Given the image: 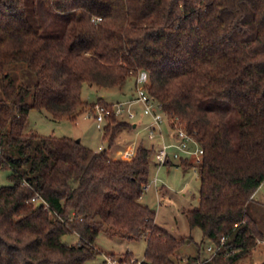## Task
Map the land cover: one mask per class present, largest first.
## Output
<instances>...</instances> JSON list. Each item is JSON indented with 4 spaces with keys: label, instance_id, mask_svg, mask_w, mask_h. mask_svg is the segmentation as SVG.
Returning a JSON list of instances; mask_svg holds the SVG:
<instances>
[{
    "label": "trees",
    "instance_id": "16d2710c",
    "mask_svg": "<svg viewBox=\"0 0 264 264\" xmlns=\"http://www.w3.org/2000/svg\"><path fill=\"white\" fill-rule=\"evenodd\" d=\"M60 21L59 32L48 29ZM14 63L33 86L10 78ZM140 71L165 115L203 149L199 203L187 217L219 247L208 258H182L193 238L164 231L139 201L153 147L112 159L27 131L32 109L55 121L113 109L84 102L83 85L121 88ZM0 78V171L11 172L0 185V264H89L101 232L146 241L145 260L126 254L125 264H236L264 238L251 214L264 185V0H0ZM105 123L110 147L132 126L115 113ZM73 234L78 242L62 240Z\"/></svg>",
    "mask_w": 264,
    "mask_h": 264
},
{
    "label": "rangeland",
    "instance_id": "374dc122",
    "mask_svg": "<svg viewBox=\"0 0 264 264\" xmlns=\"http://www.w3.org/2000/svg\"><path fill=\"white\" fill-rule=\"evenodd\" d=\"M56 23H53L48 29L53 32H59L65 24L64 21ZM6 72L10 74V78L17 84L33 86L35 83V76L23 63L8 65ZM3 84L4 80L0 78V98L3 97ZM121 88H106L88 83H85L82 88V100L89 104L103 99L107 103L114 104V108H116L117 103L127 102L128 104L125 105L126 111L119 115L120 120L133 124V121L127 118L128 109L135 110L138 113L137 118L134 120L139 124L138 127L135 129L132 125L124 128L117 135L116 144L111 147L107 141L103 140L102 133L106 123H102V127L98 128L94 118H88L87 114L78 116L75 121L67 118L55 121L51 119L48 113L32 109L28 116L27 131L31 130L42 136L81 139L83 144L94 151L99 150L100 152L106 151L109 153L111 149L115 151L117 149L115 157L120 158L124 156L127 150L134 149L136 152L143 139L147 140L148 145L153 144L155 148H158L161 145L159 136L158 139H147L148 131L146 126L150 124V118L142 115V106L140 104H129L134 98L135 77H130ZM28 102H31V97L28 98ZM162 127L164 135L168 139L171 130L166 123H163ZM184 163L185 166L181 165V160H172L169 165H159L153 153L150 158L149 183L139 201L147 205L155 213V223L164 231L176 239L193 238V241L186 242L181 246L178 254L182 258L187 259L197 256L208 258L215 254L212 250H209V247L214 248V244L203 238V233L199 228H192L187 217L188 211L195 209L199 203L200 173L198 167L195 166L199 163L194 162L193 159ZM10 173L9 169L0 171L1 186L11 184L9 181ZM261 194L262 198L258 201V204L254 205V209H251V214L260 220L264 236V186ZM77 237L76 234L65 235L62 240L73 244L78 242ZM94 244L97 250L100 251V255L96 259L91 260L89 264H104L106 258L125 264L121 261L126 259V254L132 255V262L140 263L145 260L147 243L144 239H127L101 232ZM262 263H264V238L259 241L255 249L236 261V264Z\"/></svg>",
    "mask_w": 264,
    "mask_h": 264
},
{
    "label": "built area",
    "instance_id": "2783aa9c",
    "mask_svg": "<svg viewBox=\"0 0 264 264\" xmlns=\"http://www.w3.org/2000/svg\"><path fill=\"white\" fill-rule=\"evenodd\" d=\"M101 19L98 18V21ZM150 83L149 74L146 71H140L135 77V92L132 103H138L142 106V115L148 116L150 118V124L146 126L148 131V139L154 140L155 138L161 142V145L158 148L154 146V154L156 161L159 165H165L167 162L172 160H190L193 159L194 162L200 163L202 160L203 149L199 146L196 139L189 134L184 128L178 117H169L166 116L162 110L161 105L154 100V98L148 92V86ZM127 102H119L116 105V108L109 109L103 105L97 104L94 108V112H87L86 116L88 118H94L97 123L98 128L102 127V123L106 121V117L111 113H115L117 116L121 115L126 111L125 105ZM138 116V113L135 110H129L127 113V118L131 121H134ZM163 123H166L168 128L171 130L169 137L167 139L163 131ZM135 150H127L125 152V158L131 160L135 156ZM1 154V147H0ZM42 201L39 198H34L33 202ZM46 207L47 204L42 201ZM222 242L225 241L224 238L221 239ZM209 250H212L213 253H216L219 250V247H214L213 249L209 247ZM120 264L118 261H114L110 258H106L104 264Z\"/></svg>",
    "mask_w": 264,
    "mask_h": 264
},
{
    "label": "crops",
    "instance_id": "0c3cea01",
    "mask_svg": "<svg viewBox=\"0 0 264 264\" xmlns=\"http://www.w3.org/2000/svg\"><path fill=\"white\" fill-rule=\"evenodd\" d=\"M120 89H122V88H120ZM142 118V117H141ZM133 126V128H137L138 127V123H136L135 121H133V124H132ZM103 134V133H102ZM120 134V133H119ZM118 134V135H119ZM118 137V136H117ZM148 139V138H147ZM168 139H171V137H169V135H168ZM149 140V139H148ZM80 141H81V139H80ZM82 142V141H81ZM116 144V142L114 143V145ZM85 145V144H84ZM140 145H143V146H145V147H152L153 146V144H151V145H148L147 144V140H142L141 141V143H140ZM87 146V145H86ZM89 147V146H88ZM116 147H119V146H116ZM135 148V147H134ZM116 151H118L117 149H116ZM116 151L115 150H112L111 149V152L109 151V153H108V155L112 158V159H126L125 158V154H124V156L122 157V158H120V157H115L116 156ZM96 152H100L99 150L98 151H96ZM263 186L264 185H262L259 189H258V191L256 192V194H255V197H256V199L257 200H260L261 198H262V194H261V191H262V189H263ZM78 238V237H77Z\"/></svg>",
    "mask_w": 264,
    "mask_h": 264
},
{
    "label": "water",
    "instance_id": "95a60500",
    "mask_svg": "<svg viewBox=\"0 0 264 264\" xmlns=\"http://www.w3.org/2000/svg\"><path fill=\"white\" fill-rule=\"evenodd\" d=\"M76 141H77V142H80V139H77Z\"/></svg>",
    "mask_w": 264,
    "mask_h": 264
}]
</instances>
